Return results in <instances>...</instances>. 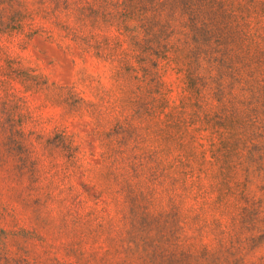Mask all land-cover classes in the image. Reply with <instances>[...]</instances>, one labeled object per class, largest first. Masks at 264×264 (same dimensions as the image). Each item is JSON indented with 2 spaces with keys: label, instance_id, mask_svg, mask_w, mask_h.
<instances>
[{
  "label": "rangeland",
  "instance_id": "obj_1",
  "mask_svg": "<svg viewBox=\"0 0 264 264\" xmlns=\"http://www.w3.org/2000/svg\"><path fill=\"white\" fill-rule=\"evenodd\" d=\"M0 264H264V0H0Z\"/></svg>",
  "mask_w": 264,
  "mask_h": 264
}]
</instances>
